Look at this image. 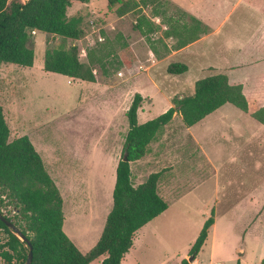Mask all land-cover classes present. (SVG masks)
Returning a JSON list of instances; mask_svg holds the SVG:
<instances>
[{"label":"rangeland","instance_id":"1","mask_svg":"<svg viewBox=\"0 0 264 264\" xmlns=\"http://www.w3.org/2000/svg\"><path fill=\"white\" fill-rule=\"evenodd\" d=\"M135 1L138 6L119 14V4L109 0H74L67 16L80 20V38L38 31L32 33V66L0 62V105L10 139L30 138L62 195L63 230L85 253L112 205L134 94L143 97L137 111L143 123L173 98L192 94L198 79L226 74L241 87L248 112L225 103L189 128L176 113L148 152L130 162L134 185L160 172L157 192L168 207L135 233L121 264H180L212 209L214 226L197 264H264V125L250 115L264 107V0ZM142 15L155 23L150 32L146 25L144 31L134 27ZM193 19L200 22L197 38L176 48L164 30ZM70 46L80 61L91 57L94 81L43 69L47 49ZM172 62L187 70L168 73ZM8 209L3 212L12 216Z\"/></svg>","mask_w":264,"mask_h":264},{"label":"trees","instance_id":"2","mask_svg":"<svg viewBox=\"0 0 264 264\" xmlns=\"http://www.w3.org/2000/svg\"><path fill=\"white\" fill-rule=\"evenodd\" d=\"M73 0H0V62L32 66L34 49L32 31L78 39L83 35L80 20L68 17L67 10ZM85 2L87 0H76ZM153 5L158 0H141ZM119 4L117 11L124 14L138 6L135 0H109ZM157 16L158 13H152ZM184 24L181 29H165L166 37L175 38V47L181 48L197 38L200 22ZM142 15L134 27L149 32L152 23ZM34 33V34H35ZM94 62L79 59L76 46L53 47L45 51L43 69L72 79L94 81ZM187 70L182 62H172L167 67L170 74ZM143 97L135 93L126 111L128 130L125 135L122 156L115 169L112 189V205L102 231L95 244L81 252L63 230V199L57 185L48 173L42 157L27 135L10 139V130L0 105V211L10 219L29 239L32 245L30 264H89L101 258L100 264H120L125 253L132 247L135 233L145 224L164 212L168 203L158 194L160 172H152L134 185L131 180L130 162L141 159L149 150V144L178 113L182 123L190 127L225 103L248 112V102L241 87L229 82L226 74H212L195 82L190 95L173 98L172 105L163 113L143 123L137 122V111ZM264 124V107L251 112ZM14 211L12 216L4 208ZM214 223V212L204 221L188 256L180 264H192ZM0 258L4 264H25L29 246L0 219ZM236 264H241L237 260Z\"/></svg>","mask_w":264,"mask_h":264},{"label":"water","instance_id":"3","mask_svg":"<svg viewBox=\"0 0 264 264\" xmlns=\"http://www.w3.org/2000/svg\"><path fill=\"white\" fill-rule=\"evenodd\" d=\"M127 153L124 152L123 156H122V160L123 161H127ZM0 219L5 223V225L11 229L22 241H25L28 246H29V252L27 255V259L25 261V264H30L31 259H32V245L29 241V239L20 231V229L10 220L7 219L6 216L0 211ZM189 259H193V256H190Z\"/></svg>","mask_w":264,"mask_h":264},{"label":"crops","instance_id":"4","mask_svg":"<svg viewBox=\"0 0 264 264\" xmlns=\"http://www.w3.org/2000/svg\"><path fill=\"white\" fill-rule=\"evenodd\" d=\"M74 1V0H73ZM72 79V78H71ZM230 104V103H229ZM221 107V106H220ZM218 109V108H217ZM216 109V110H217ZM239 109V108H238ZM216 110L215 111H213L212 113H210V114H208L207 116H205L202 120H200L199 122H197V123H201V122H205V120H207L212 114H214V112H216ZM253 118V117H252ZM257 121V120H256ZM260 123V122H259ZM262 124V123H261ZM264 125V124H263ZM193 126V125H192ZM191 127V126H190ZM189 128V127H188ZM194 140L196 141V143L198 144V146H199V148H200V151H202L203 152V149H202V146L200 145V141H199V139L195 136L194 137ZM51 176V175H50ZM53 179V178H52ZM55 182V181H54ZM56 184V183H55ZM137 185V184H136ZM114 186V185H113ZM60 192V191H59ZM61 194V193H60ZM62 196V195H61ZM63 199V198H62ZM214 226V223L211 225V227H213ZM123 260V259H122ZM181 262V261H180ZM121 264V263H120ZM193 264H197V260H196V258H195V260L193 261Z\"/></svg>","mask_w":264,"mask_h":264},{"label":"built area","instance_id":"5","mask_svg":"<svg viewBox=\"0 0 264 264\" xmlns=\"http://www.w3.org/2000/svg\"><path fill=\"white\" fill-rule=\"evenodd\" d=\"M32 33H35V31H32ZM81 54L85 55V49L84 48L81 49Z\"/></svg>","mask_w":264,"mask_h":264}]
</instances>
